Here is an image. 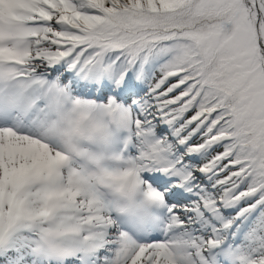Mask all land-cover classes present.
Here are the masks:
<instances>
[{"label":"snow or ice","instance_id":"6c2138e0","mask_svg":"<svg viewBox=\"0 0 264 264\" xmlns=\"http://www.w3.org/2000/svg\"><path fill=\"white\" fill-rule=\"evenodd\" d=\"M0 264H264V0H0Z\"/></svg>","mask_w":264,"mask_h":264}]
</instances>
